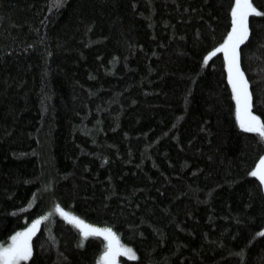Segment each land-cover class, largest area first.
Wrapping results in <instances>:
<instances>
[{
  "label": "trees",
  "instance_id": "trees-1",
  "mask_svg": "<svg viewBox=\"0 0 264 264\" xmlns=\"http://www.w3.org/2000/svg\"><path fill=\"white\" fill-rule=\"evenodd\" d=\"M233 2L0 0V244L49 212L20 264L100 260L104 240L56 205L111 229L135 255L120 264H264L250 174L264 141L235 120L224 55L208 56ZM252 2L239 63L264 119Z\"/></svg>",
  "mask_w": 264,
  "mask_h": 264
},
{
  "label": "snow or ice",
  "instance_id": "snow-or-ice-1",
  "mask_svg": "<svg viewBox=\"0 0 264 264\" xmlns=\"http://www.w3.org/2000/svg\"><path fill=\"white\" fill-rule=\"evenodd\" d=\"M62 0H55L54 6H58ZM231 11V30L227 33L219 49H223L225 68L227 69L228 83L231 85L232 98L235 101L236 120L241 129L253 132L259 136L261 141H264V119L255 112L251 111V92L249 90V82L245 78L244 72L241 70L239 63L238 45L248 37L249 26L248 18L250 13L260 14V10L253 4L252 0H234ZM219 49L214 48L208 53L211 56L213 52ZM205 56V60L208 59ZM251 175L259 178V181L264 185V155H261L256 166L251 170ZM57 210L64 216L68 213L64 212L59 205ZM44 217H38L32 220L30 227L13 233L10 237V243L6 246H0V264H19L21 260H27L31 255V246L29 239L33 234L39 220ZM79 220V218H75ZM82 229V235H89L85 230L83 221L79 222ZM87 228H92L95 233L103 235L108 241L107 250L103 253L105 264H115V257L121 250L118 240L111 233V229L94 228L92 225H87ZM264 231V230H262ZM127 251H131L127 249Z\"/></svg>",
  "mask_w": 264,
  "mask_h": 264
},
{
  "label": "rangeland",
  "instance_id": "rangeland-1",
  "mask_svg": "<svg viewBox=\"0 0 264 264\" xmlns=\"http://www.w3.org/2000/svg\"><path fill=\"white\" fill-rule=\"evenodd\" d=\"M251 14V13H250ZM249 14V15H250ZM231 30V29H230ZM244 41V40H243ZM223 43V42H222ZM239 46V45H238ZM218 49H219V46H218ZM218 51H220L223 55H224V52H223V49H219ZM227 75H228V73H227ZM231 86V85H230ZM244 130V129H243ZM246 131V130H245ZM262 155H264V152L262 153ZM258 161H259V159H258ZM257 161V162H258ZM257 162H256V164H257ZM256 164H255V166H256ZM253 176H255V175H253ZM256 178H258L257 176H255ZM259 179V178H258ZM263 188H264V185H263ZM57 206V205H56ZM61 208V207H60ZM62 209V208H61ZM64 210V209H63ZM64 212H66V213H68V215L67 216H64V215H62L61 213H60V211H58L57 210V207H55L54 208V213L55 214H57L58 216H60V218H62L63 220H65L66 222H68L69 224H71L73 227H75L78 231H80V233H81V235H82V229H81V226H79V222L80 221H82V220H75V218H77V216H75V215H73L72 213H70V212H68V211H66V210H64ZM47 214H49V212H47V213H45L44 215H42L41 217H44V219H42V220H39V223L37 224V226H36V228L33 230V234L35 233V231L37 230V228H38V225L40 224V222H42V221H44V220H46V218L48 217V215ZM83 224H84V226H85V230L86 231H88L89 232V235H91V236H97V237H100L101 239H103L104 240V243H105V245H104V251H103V253L107 250V248H106V245L108 244V241L105 239V237L103 236V235H100V234H98V233H95L94 232V230L92 229V228H87L86 226L87 225H90V224H87V223H85V222H83ZM30 225H31V223H30ZM30 225L28 226V227H30ZM93 226V225H92ZM27 227V228H28ZM94 228H99V229H106V228H103V227H98V226H94ZM111 233L114 235V233L111 231ZM32 234V235H33ZM32 235H31V237H30V239H29V244L31 245V238H32ZM89 235H87V236H89ZM83 236V235H82ZM84 237H85V235H84ZM114 237L116 238V240H118L117 239V237L114 235ZM11 241H9V242H7V243H5V244H0V246H6L7 244H9ZM119 242V241H118ZM119 245H120V251L118 252V254L116 255V257H115V264H120L119 263V261L117 260V256H123L124 255V257H127L128 259H132V258H134L135 257V255H134V252L132 251V249L130 248V247H128V246H126V245H121L120 243H119ZM127 249H130L131 251H127ZM103 253L100 255L101 257H99L100 258V260L97 262V264H105V260H104V258H103ZM30 257V256H29ZM21 261H25V260H21ZM20 261V262H21ZM20 262H19V264H20Z\"/></svg>",
  "mask_w": 264,
  "mask_h": 264
},
{
  "label": "bare ground",
  "instance_id": "bare-ground-1",
  "mask_svg": "<svg viewBox=\"0 0 264 264\" xmlns=\"http://www.w3.org/2000/svg\"><path fill=\"white\" fill-rule=\"evenodd\" d=\"M250 29V28H249ZM226 73V72H225ZM227 83H228V81H227ZM235 105V104H234ZM235 115V114H234ZM236 118V117H235ZM236 120V119H235ZM262 185V184H261ZM48 215V214H47ZM40 227V226H39ZM262 230V229H261ZM36 235V234H35ZM124 256V255H123ZM136 259V258H135Z\"/></svg>",
  "mask_w": 264,
  "mask_h": 264
}]
</instances>
